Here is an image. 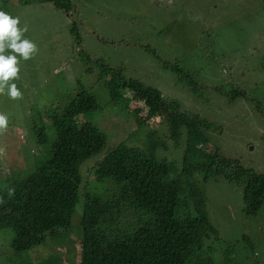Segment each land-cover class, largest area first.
<instances>
[{
    "label": "rangeland",
    "instance_id": "374dc122",
    "mask_svg": "<svg viewBox=\"0 0 264 264\" xmlns=\"http://www.w3.org/2000/svg\"><path fill=\"white\" fill-rule=\"evenodd\" d=\"M18 1L0 0V5L19 17V26L27 27L23 38L35 43L38 51L28 60L5 51L17 55L19 79L12 82L23 98L0 95V113L8 117V127L0 133L4 172L24 168L31 150L45 161L43 152L50 148L55 131L47 128L40 142L34 125L50 123L44 112H61L81 89L95 95L99 108L97 120L91 122L106 135L101 152L82 163L87 165L84 173L121 141L147 153L154 142L157 158L180 167L184 136L178 141L167 136L161 115L137 123L133 111L145 116L142 101L128 104L117 97L109 102L105 80L110 73L99 76L105 64L111 71L121 68L122 77L158 88L165 98L178 100L182 110L210 121V146L243 168L264 174V0H69L68 12L63 2ZM236 89L243 93L235 95ZM77 119L83 122V114ZM195 177L200 180L202 175ZM235 182L213 176L200 184L215 228L207 252L214 264H264V197L256 214L246 215L243 207L253 208L243 201L244 181ZM10 237L9 229L0 230V264H79L78 243L46 240L32 250L16 252Z\"/></svg>",
    "mask_w": 264,
    "mask_h": 264
},
{
    "label": "trees",
    "instance_id": "16d2710c",
    "mask_svg": "<svg viewBox=\"0 0 264 264\" xmlns=\"http://www.w3.org/2000/svg\"><path fill=\"white\" fill-rule=\"evenodd\" d=\"M38 1L63 2L66 12L71 7L69 0ZM0 11L11 15V8L5 5H0ZM71 29L77 37V26ZM102 67L99 76L110 73V79L105 80L109 102L118 98L128 104L132 99L142 101L146 113L141 118L133 111L137 123L161 115L167 136L174 141L184 136L180 167L173 160L157 158L152 152L154 142L147 153L121 141L84 173L82 163L101 152L106 135L91 122L97 120L99 108L95 95L81 89L61 112H44L50 123L34 125L40 142H44L47 128L52 134L55 131L50 148L47 145L43 152V158L47 156L44 162L31 150L25 155L24 168L4 172L1 162L6 164L0 160V230L9 229L10 246L22 252L38 243L32 233L43 227L69 229L73 223L83 229L79 264H196L195 260L197 264H214L207 241L215 228L200 184L213 176L244 181L243 201L253 209L243 210L254 215L263 202L264 174L243 168L238 160L210 146L207 131L213 124L207 119L182 110L178 100L163 97L152 85L122 77L121 68L111 71L105 64ZM242 93L235 90V95ZM80 114L83 122L77 119ZM196 173L202 175L200 180ZM10 188L14 189L11 196ZM78 209L81 213L75 216Z\"/></svg>",
    "mask_w": 264,
    "mask_h": 264
},
{
    "label": "clouds",
    "instance_id": "9594fccd",
    "mask_svg": "<svg viewBox=\"0 0 264 264\" xmlns=\"http://www.w3.org/2000/svg\"><path fill=\"white\" fill-rule=\"evenodd\" d=\"M19 25V17H12L4 11H0V95H6L12 100L22 99L23 94L18 89L16 84L12 82L19 79L20 69L17 55H5L6 49H10L13 53L18 54L24 60L30 59L32 55L38 51L35 43L23 38V34L27 31V27H20ZM72 26L77 25L72 23L71 27ZM76 42L77 44H80L81 42L78 29ZM7 127L8 117L5 114L0 113V133L4 132ZM109 152L110 150H106L103 154ZM85 166L87 165L82 164L83 169ZM87 170H91V165ZM8 194L9 196L13 195L14 189H8ZM82 236V228L80 234L79 228L50 230L43 227L40 232L32 233V239L35 241L38 240V243L32 246V248L45 243L46 240H49L61 244L78 243L81 251L80 245L82 243ZM32 248H30V250H32Z\"/></svg>",
    "mask_w": 264,
    "mask_h": 264
}]
</instances>
